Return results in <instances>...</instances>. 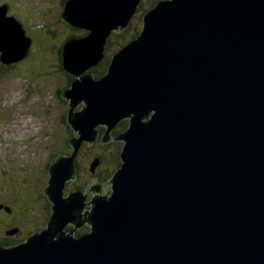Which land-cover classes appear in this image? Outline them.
I'll return each mask as SVG.
<instances>
[{
	"label": "water",
	"instance_id": "95a60500",
	"mask_svg": "<svg viewBox=\"0 0 264 264\" xmlns=\"http://www.w3.org/2000/svg\"><path fill=\"white\" fill-rule=\"evenodd\" d=\"M139 3H64V22L88 33L62 52L74 79L61 94L76 133L72 154L48 169L45 229L0 246V264H264V0L158 1L94 78L107 39ZM6 13L0 6V62L11 65L31 43ZM13 32L21 39L15 53ZM124 120L127 129L111 136ZM98 139L122 141L120 167L106 183L92 178L65 194L81 145Z\"/></svg>",
	"mask_w": 264,
	"mask_h": 264
},
{
	"label": "rangeland",
	"instance_id": "374dc122",
	"mask_svg": "<svg viewBox=\"0 0 264 264\" xmlns=\"http://www.w3.org/2000/svg\"><path fill=\"white\" fill-rule=\"evenodd\" d=\"M10 1H13L14 5L10 4L31 43L27 57L13 64L15 68L3 65L0 69V241L10 239L19 242L40 228L45 229L50 213V203L42 195L49 178L47 172L57 156L71 153L67 142L76 133L65 120L69 103L61 98L71 82L69 75L61 69L57 54L59 46L64 43L63 39L72 34L70 26L62 23L59 16L62 15V8L57 0ZM148 6L149 2L146 1L143 13ZM138 23L136 18L132 26L135 28ZM48 26L49 30L56 32L54 37L47 33ZM13 33L9 46L15 53L21 39L18 32ZM130 36L126 34L122 39L118 32L111 35L114 41L121 40L123 46L134 40ZM114 41L110 40L105 49V59L109 58L110 61L115 53ZM83 106V102H80L74 111ZM98 130L103 134V127H98ZM110 135L115 137L112 132ZM112 142L122 145L120 140ZM85 144L81 145L76 161L78 179L66 184L65 194L79 188L84 190L92 184V178L96 179L97 184L110 179L104 181L103 172L112 168V148L109 149V144L104 147L107 145L99 142L92 144V147ZM100 157L102 159L93 177L94 174L89 172L90 164ZM105 190L104 195H109L110 185ZM83 193L85 195L86 191ZM99 194L103 195L102 188ZM92 195H86V202L92 199ZM84 208L88 211L90 206L85 205ZM72 229L73 226L68 225L65 231ZM87 231L88 227L84 226L71 236L77 237Z\"/></svg>",
	"mask_w": 264,
	"mask_h": 264
},
{
	"label": "trees",
	"instance_id": "16d2710c",
	"mask_svg": "<svg viewBox=\"0 0 264 264\" xmlns=\"http://www.w3.org/2000/svg\"><path fill=\"white\" fill-rule=\"evenodd\" d=\"M58 2H59V5L61 6V8H62V12L61 13H63V10H64V3L67 1V0H57ZM157 2L155 1V3L154 4H152L151 6H148V8L144 11V13H143V10H141L140 11V13L139 14H141V12L143 13L142 14V16H140V17H138L139 16V14H138V16H137V18H138V20H139V22H141L142 23V21H141V18H142V20H143V16L145 15V13H147L149 10H151L153 7H154V5L156 4ZM61 10V9H60ZM16 16V15H15ZM59 16H60V18H61V21H62V23H64L65 25H67L68 26V24L67 23H65L64 22V20L62 19V15L61 14H59ZM16 18L17 19H19V17H17L16 16ZM139 24V23H138ZM129 25V24H128ZM70 26V25H69ZM132 26V25H131ZM49 26L47 27V29H46V31H47V33L50 35V36H52V37H54L55 36V31H51V29L49 30ZM70 28H71V31H72V34H68V35H66L67 37L66 38H64L63 40H64V43L61 45V46H59V49H58V54H57V56H58V60H59V62H60V67H61V69L63 70V56H62V52H63V46L65 45V43L67 42V41H69V40H71V39H78V38H82V37H85L88 33L86 32V31H82V30H79V29H77V28H73V27H71L70 26ZM128 30H133V31H128ZM118 32V34H119V36H121V38L123 39L124 38V36L126 35V34H131V36L130 37H132V40L133 39H135L138 35H139V33H140V28L138 29V30H136V28H134L133 26L132 27H130L129 26V28H128V26L125 28V29H123V30H120V31H115V32H112L111 33V35L113 34V33H117ZM125 34V35H124ZM111 35L109 36V38L107 39V45H106V47L109 45V42H110V40H112V41H114V39H112V37H111ZM111 37V38H110ZM128 37V36H127ZM127 37L125 38V39H127ZM116 39H118V38H116ZM129 39V38H128ZM121 40H115L114 42H115V44H116V48H113L114 49V52L116 53V52H118L122 47H123V43L121 44V42H120ZM125 41V40H124ZM127 41V40H126ZM62 43V42H61ZM118 45V46H117ZM106 47H105V49H106ZM114 53V54H115ZM25 59V58H24ZM24 59H22L21 61H23ZM20 61V62H21ZM109 58H104V60L95 68V69H93L91 72H92V74H93V76H95L96 78H98V77H101L104 73H106V71H107V67H108V64H109ZM19 62V63H20ZM15 64H18V63H15ZM4 64H2L1 62H0V69H2L1 68V66H3ZM5 67H9V68H11V67H14L15 68V66L13 65V64H11V65H5ZM8 68V69H9ZM11 69H13V68H11ZM64 71V70H63ZM1 73V72H0ZM67 73V72H66ZM69 75V74H68ZM72 80H73V78H72ZM70 87V86H69ZM63 93V92H62ZM66 117H67V115H66ZM65 120H66V118H65ZM66 123H67V120H66ZM128 120H124V121H121L115 128H114V130L112 131V133H113V135L116 137V136H120L126 129H127V127H128ZM104 128V127H103ZM105 132V128H104V131H103V133ZM102 134H100V132H99V138H100V136H101ZM72 137V136H71ZM71 137L68 139V145H69V140L71 139ZM97 142H99V144H101L100 143V140H97L93 145H95ZM85 145H87V144H85ZM70 146V145H69ZM88 146V145H87ZM92 147V146H91ZM104 147H108V145L107 146H104ZM71 148V147H70ZM110 148H112V154H113V158H112V160L110 161V166H112V168H108L107 170H105L103 173H104V181H106L108 178H111L113 175H114V173L118 170V168L120 167V158H119V156H120V151H121V149H122V145H120V144H118V143H113L112 142V144H109V149ZM81 149V148H80ZM80 152V151H79ZM79 152H78V154H79ZM72 154V150H71V153H69L68 155L70 156ZM78 154H77V156H78ZM67 155V156H68ZM77 156H76V158H75V166H76V161H77ZM96 159V158H95ZM99 159V158H98ZM102 158L100 157V159L99 160H101ZM93 162V161H92ZM98 168V167H97ZM96 170V169H95ZM76 175L77 176H79V169H78V167L76 166ZM49 176V175H48ZM95 177V176H94ZM76 181V180H75ZM76 190H81V191H83L82 189H76ZM45 196V195H44ZM46 197V196H45ZM46 199H47V197H46ZM47 201H48V199H47ZM49 202V201H48ZM49 212H50V207H49ZM49 216H50V213H49ZM48 219H49V217L47 218V222H48ZM47 222L45 223V227H46V224H47ZM40 230H38L37 232H39ZM41 231H43V230H41ZM81 234V233H80ZM80 234L78 235V236H80ZM24 240V239H23ZM16 243H15V241H13V240H10V239H5V240H2V241H0V246H5V247H11V246H14Z\"/></svg>",
	"mask_w": 264,
	"mask_h": 264
},
{
	"label": "flooded vegetation",
	"instance_id": "af4514ba",
	"mask_svg": "<svg viewBox=\"0 0 264 264\" xmlns=\"http://www.w3.org/2000/svg\"><path fill=\"white\" fill-rule=\"evenodd\" d=\"M146 1H148L149 2V6H151L152 4H154L155 3V1L156 2H158V1H161V0H140V3H139V5H138V7H137V10H136V13L134 14V16L132 17V19H131V21L129 22V25H128V28H129V26L130 27H132L131 25L133 24V22H134V20L137 18V16H138V14L140 13V11L142 10V8H143V5H144V3L146 2ZM141 21H142V18H141ZM136 30H138L139 28H140V31H141V28H142V23L140 22L136 27ZM79 30H82V29H79ZM83 31V30H82ZM84 32V31H83ZM69 79H70V82L72 81V77L69 75V77H68ZM99 140V139H98ZM109 144V143H108ZM108 144H106V145H108ZM111 144V143H110ZM97 169L98 168H96V170H95V172H94V175H93V177L96 175V173H97ZM78 179V176L76 177V180ZM49 206V205H48ZM50 207V206H49ZM9 212V211H8ZM49 217V216H48ZM41 230H43V228H40V231ZM17 231V230H16ZM18 232H19V230H18ZM37 232V231H36ZM20 233V232H19ZM19 233H18V235H19ZM31 235V234H30ZM29 235V236H30ZM8 236V235H7ZM17 236V235H16ZM15 236V237H16ZM26 239V238H25ZM18 240H20V239H18ZM16 241V240H15ZM23 240H20L19 242H15V243H21ZM15 245H17V244H15Z\"/></svg>",
	"mask_w": 264,
	"mask_h": 264
},
{
	"label": "bare ground",
	"instance_id": "6f19581e",
	"mask_svg": "<svg viewBox=\"0 0 264 264\" xmlns=\"http://www.w3.org/2000/svg\"><path fill=\"white\" fill-rule=\"evenodd\" d=\"M26 36V35H25ZM29 38V37H28ZM128 125V124H127ZM32 210V209H31ZM22 213V212H21ZM78 230V229H77Z\"/></svg>",
	"mask_w": 264,
	"mask_h": 264
},
{
	"label": "clouds",
	"instance_id": "9594fccd",
	"mask_svg": "<svg viewBox=\"0 0 264 264\" xmlns=\"http://www.w3.org/2000/svg\"><path fill=\"white\" fill-rule=\"evenodd\" d=\"M115 32V31H114ZM73 191V190H72Z\"/></svg>",
	"mask_w": 264,
	"mask_h": 264
}]
</instances>
